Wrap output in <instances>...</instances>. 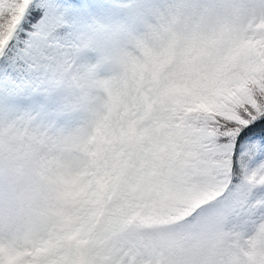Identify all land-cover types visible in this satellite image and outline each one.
<instances>
[{
	"label": "snow or ice",
	"instance_id": "snow-or-ice-1",
	"mask_svg": "<svg viewBox=\"0 0 264 264\" xmlns=\"http://www.w3.org/2000/svg\"><path fill=\"white\" fill-rule=\"evenodd\" d=\"M0 264H264V0H0Z\"/></svg>",
	"mask_w": 264,
	"mask_h": 264
}]
</instances>
